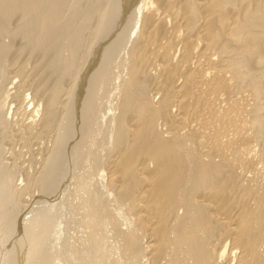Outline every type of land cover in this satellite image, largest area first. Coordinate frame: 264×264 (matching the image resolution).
I'll list each match as a JSON object with an SVG mask.
<instances>
[{"label": "bare ground", "instance_id": "6f19581e", "mask_svg": "<svg viewBox=\"0 0 264 264\" xmlns=\"http://www.w3.org/2000/svg\"><path fill=\"white\" fill-rule=\"evenodd\" d=\"M71 1L0 0V35L11 42L21 40L17 49L13 43L16 51L0 43V65L9 51L14 52L13 60L23 55V64L34 59L35 65L27 76L30 103H23L22 93L4 90L0 125L7 123L13 109L8 99L25 104L24 109L36 101L32 113L41 106L39 125L44 131L52 126L50 119L57 116L59 105L64 109L59 128L66 130L52 145L59 171L49 173L51 162L38 180L45 178L44 190L52 197L41 195L53 198L57 188L51 190L52 186L59 184L57 180L64 184L63 176H69L61 172L62 163L68 155L67 161L73 160L70 167L77 172L67 179L69 184L75 181L74 193L81 203L77 204L87 210L83 224L77 220L94 254L89 245L85 248L87 243L84 251L95 258L88 262L91 257L87 260L83 251L80 264H264V193L246 173L258 172L261 166L264 175V0ZM15 18L16 26L10 29ZM85 32L86 40L81 38ZM94 53L99 67L94 73L87 71L92 74L82 79L86 83L79 89L77 83ZM12 61L11 66L17 63ZM15 73L14 78L23 72ZM3 76L0 86L3 78L10 81ZM242 92L250 94L253 104L246 105L251 109L236 97ZM76 106L82 111L75 125ZM254 142L259 150L251 156ZM65 149L73 151L67 155ZM65 186L67 192L70 187ZM4 189L0 188L2 245L14 217L5 208H11L17 191ZM64 199L68 198L57 201V210L56 202L51 205L48 199L52 211L62 217L56 222L51 209L40 211L48 203L37 201L41 207L29 218L33 230L15 250L19 264L61 263L63 255L57 249L67 238L61 239L64 225L59 224L63 211L72 208H65ZM80 209L75 216L82 214ZM69 220L71 224L74 219ZM69 250L62 259L70 263L71 256H78ZM10 254H0V264H11Z\"/></svg>", "mask_w": 264, "mask_h": 264}, {"label": "rangeland", "instance_id": "374dc122", "mask_svg": "<svg viewBox=\"0 0 264 264\" xmlns=\"http://www.w3.org/2000/svg\"><path fill=\"white\" fill-rule=\"evenodd\" d=\"M71 3H72V1L70 2V0H69V3L68 4H70L71 5ZM140 1H139V3H138V5H140ZM70 5H68V6H70ZM67 14H68V12H67ZM15 20H17L16 18L15 19H13V23H12V21H11V23H10V25L9 26H11L10 27V29H12V28H14V26H16V25H14L15 24ZM15 21V22H14ZM83 34H85L84 36H82L81 35V38H85V40L86 39H88L89 37H88V35L86 34V32L85 33H83ZM1 35L2 36H4L5 37V40H4V37H1ZM0 35V40H1V38H3L2 40L5 42V43H3V41L1 40V45H3V46H6L5 44H8L6 47H8V48H13L15 45V49H17V47L19 48V46H20V39H14L15 41H13V42H11L12 40L10 39V38H8V37H6L7 35H4V34H1ZM8 38V39H7ZM10 40V41H9ZM19 42H18V41ZM112 41V40H111ZM7 42H9V43H7ZM17 42H18V44H17ZM90 42V41H89ZM3 43V44H2ZM13 43H15V45H13ZM9 44H12L11 46L9 45ZM110 44H111V42H110ZM14 49V48H13ZM13 49H11V50H13ZM14 49V50H15ZM82 50L83 51H85V48H82ZM80 51L79 52V55H78V53H77V57H76V61H77V59H78V57H79V59H78V62L80 63V61H81V58L83 57V55H84V53H83V51ZM16 51V50H15ZM12 51H9L8 52V54H7V56H6V58L8 57V55H9V57L6 59L5 58V61H4V66L1 64L0 65V69L3 71V73L1 74V75H4V76H6L7 75V77H5V78H10V81L12 80V79H16V80H12V82H10L8 79H4L3 78V82H2V84H1V86L3 85V87L1 88V86H0V102H1V99L2 98H4V90H6L5 92H9L8 94H10V93H13V92H15L16 91V93H22V95H20V99L22 98V100L23 99H25V100H23L24 102L23 103H25V101H29V99L31 98L30 96L31 95H29L30 94V92L28 91V89H27V86H28V83H27V76L30 78V76H32V74H33V72H31L32 71V67H34L35 65L33 64L34 63V59H31L30 61H28V63H27V66H26V63L25 64H23V55H21V58H22V60L19 58H17V60H13V58L11 57V55L12 54H14V52L13 53H11ZM81 55H82V57H81ZM94 55V56H93ZM92 56H93V58H89V62H88V64H87V66L85 67L86 68V70H85V68H84V70H83V73H82V76H81V79L78 81V83H77V86L79 85V89H80V86H82L81 84H84V83H86V82H84L82 79L84 78V80L86 79V77H88V79L87 80H89V76L92 74V73H94L95 71H96V69L99 67V66H97L96 64H98V57H97V54L96 53H94ZM13 56V55H12ZM91 56V57H92ZM97 59H96V58ZM11 59V61L13 60V61H17V63L16 62H14L13 64H12V66L10 65L11 64V62H8L9 60ZM96 59V60H95ZM7 60V61H6ZM22 62H21V61ZM12 61V62H13ZM18 61H20V63L18 62ZM90 61H92V62H90ZM95 61V62H94ZM7 63V64H6ZM22 63V64H21ZM32 63V64H31ZM89 63H90V66H89ZM93 63H95V65L93 64ZM91 64H92V66H91ZM20 65V66H19ZM32 65V66H31ZM4 68H3V67ZM11 66V67H10ZM23 66V67H22ZM96 67L95 69H92V68H94V67ZM2 67V68H1ZM12 67H14V69L12 68ZM19 67V68H18ZM26 67V68H25ZM88 67V68H87ZM11 68V69H10ZM17 68V69H16ZM21 68H23V69H21ZM90 68H91V70H90ZM4 69V70H3ZM19 69H21V73H20V70ZM7 70V71H6ZM17 70H19V71H17ZM92 70H94V72H92ZM15 71L16 72H19V74H21V76H16V75H14L16 78H14L13 77V74H16L15 73ZM29 73H27V72ZM87 71H91L92 73L90 74V72H88L87 73ZM0 73H1V71H0ZM6 75H5V74ZM25 74V75H24ZM1 75H0V77H1ZM30 75V76H29ZM84 75V76H83ZM88 75V76H87ZM3 76V77H4ZM12 76V77H11ZM23 77V78H22ZM26 79H25V78ZM2 78V77H1ZM0 78V79H1ZM21 79V80H20ZM24 79H25V81H24ZM5 80H6V83H5V85H4V82H5ZM9 82H8V81ZM19 82H18V81ZM23 80V81H22ZM8 82V83H7ZM10 83V84H9ZM12 83V84H11ZM23 83V84H22ZM22 84V85H21ZM25 84V85H24ZM48 84H50L49 82L47 83V87H49L50 85H48ZM67 85V83L65 84V85H63V88L65 87H67L66 86ZM5 86V87H4ZM24 86H26V87H24ZM76 86V87H77ZM84 86V85H83ZM13 87V88H12ZM21 87H24V88H21ZM10 89L9 91H7L8 89ZM13 90H12V89ZM27 89V91H26V89ZM29 88V87H28ZM64 88V89H65ZM63 89V90H64ZM79 89L74 93L75 95H76V97H75V99L77 98V96H79L80 95V93H79V95H77L76 93H78V91H79ZM245 89H247V87L245 88ZM24 90V91H23ZM49 90V89H48ZM1 91H2V93H1ZM23 91V92H22ZM27 92V93H26ZM29 93V94H28ZM243 93V92H242ZM239 93L240 95H236V97H238L239 99L241 98L242 100H243V103H244V105L245 106H247V107H245L247 110L248 109H251L249 106L251 105V103H252V100H251V97L249 98L248 97V95L250 96V94H248L247 92H246V94H247V96H245L246 94L245 93ZM3 94V95H2ZM27 94V95H26ZM12 95V94H11ZM26 96V98H25V96ZM63 96H65L66 97V95H64V93L62 94V100L65 98V97H63ZM73 97H74V95H73ZM79 98V97H78ZM78 98L76 99V100H74V98H73V103H75L76 105H77V101H78ZM240 99V100H241ZM246 99V100H245ZM247 100H249V101H247ZM245 101V102H244ZM7 102L8 103H11L12 104V108L13 109H11V113H9L10 115H8V117H7V123H5V124H2V125H0V159H2V160H0L1 162H0V167H1V165H3V167H1V169H0V188H2V189H4L5 187L7 188H5L4 190H9L10 192H12V191H14V190H17L15 193H14V196H13V198H12V202H11V204L9 203V207L11 206V208L10 209H12L11 211H10V209L8 208V206L6 205V210L8 209L9 211H7V212H9V214H11V212H13L11 215L12 216H14V217H12V220H10V235L8 236V238L5 240L6 242L4 243V245H2V240H3V236H4V234L2 235V233H0V238L2 239V240H0V242H1V244H0V246L2 245V246H5V247H3V248H1L0 247V254H4L5 252H7V253H12V254H10V258H9V263H11V264H16V262H18L19 260H17V256H18V254H16L17 253V251L15 252V250L18 248V250H19V248L21 247L20 245V243H22L24 240H26V236L28 235V233H30L32 230H33V227L31 226V223H30V219L29 218H31L32 217V215L34 214V213H36L37 211H38V207H39V205H37V204H39L38 202L39 201H43L44 202V204L43 205H45V203L47 202L49 205H50V203L48 202V199L50 200V202H51V199H53V198H55L56 197V199H57V201L60 199V197H62V195L61 194H63V192L62 191H60V189L61 190H64V193L65 194H63V196L64 197H62V198H68V199H64L63 201H62V204L64 203V205L65 204H67V206L65 205V208L66 207H72L70 210L69 209H66V210H64L63 212H64V214H63V222L61 221L60 222V224H59V222H58V224L60 225V226H62V225H64V227L62 226V229L64 230V231H62V229H60L61 230V232L63 233V235H62V233H61V239L63 240L64 238H67V240L65 241V240H63V242H65V243H63L62 242V240H61V246H60V248H58L57 250L59 251V249H60V252L61 253H59L58 252V254H62L63 255V257H64V254H65V251L64 250H67L68 251V249H71V250H73V252H74V254H71V253H73V252H69V254H71V255H76V256H78V257H76L75 258V260H74V258H73V256H71V258H73V260L70 258V263L69 262H67V260L65 261V260H63L59 255H58V258L60 259L61 258V263H59V264H76V263H81V255H83V251H84V247H85V243H87L86 244V247L85 248H88L89 246H90V243L88 244V241L87 242H85L86 240H88L87 238H86V236H87V231H86V229H85V231H84V229H82L83 227H80V226H82V224H83V221H84V219H85V217H83V215H84V211H85V213H86V211L87 210H84V208L82 209L81 208V206H78V204L80 203L78 200H77V196H76V193H74L75 192V190H76V183H75V181L72 179V181H71V179H70V181H71V183L69 184V179H67L68 177H70V178H72V176L71 175H73V173H76L77 171H76V168L74 167V166H71L70 167V162H72L73 160H71V161H67V159L69 158L68 156V154H70L73 150H71V152L70 151H68V150H66L65 149V153L67 154L68 152V156L66 157V160H65V162L64 163H62V165H63V167H64V165H65V167H69L70 169H71V171L69 170V168H68V171H69V173H68V171L65 169H63L62 170V168H61V172L63 171L64 173H66L67 175H69V176H67V177H64L63 175H65V174H60V176L62 177L63 176V180H64V178H65V180L64 181H67V182H64V181H62V179H60V178H58V179H60L64 184H61L60 183V181L59 180H57L58 182H55V183H59L60 185H62V186H60L59 187V184H55L54 186H56V187H53L52 186V188H51V190H53V188L55 189V188H57L56 190H53V191H55V193H57L56 194V196H54V194H53V198H51L52 196H51V191H50V193L49 192H46L44 189H45V187H46V185H44L42 182L44 181L43 179H45V178H43V177H41V179L43 180H38L40 177H39V175H41V176H43V174H44V176L48 173L46 170H48L49 171V169L48 168H50V163L52 162V167L54 168H50L51 170L49 171V173L51 172V171H53L54 173L58 170L59 171V168H56L55 169V162H57V161H53V159H55V153L53 152V151H55L54 149H56V144H55V142H56V138L58 137V135H59V133L61 134V133H64L65 132V127H63L62 129L61 128H59L60 127V119L62 120V117H63V115H64V113H63V111L62 110H64L63 108H62V110H61V106L59 105V109H57V107H56V109L58 110V112H57V110H56V114H57V116H55V118H54V116L52 117V119H50V121H51V125L52 126H48V129L47 128H45V130L46 131H44L43 129H42V127L39 125L40 123V120H41V116H42V109H41V106L40 107H38V112H35L36 113V115L34 116V114L35 113H32V110H34L33 108H32V106H34L35 104L34 103H36V101L32 104V105H30V104H28V109L27 108H25L24 109V107L23 106H25V104L23 105V104H18L17 105V103H15L14 104V102H10L9 101V99L7 100ZM77 102V103H76ZM250 102V103H249ZM28 103H30V102H28ZM10 104V105H11ZM246 104H249V106L248 105H246ZM253 104V103H252ZM21 106V107H20ZM35 107V106H34ZM22 108V109H21ZM76 108H77V110H74L75 112H76V119L77 120H75V125L77 124L76 123V121L78 122V120L80 119L81 120V118H79L78 119V117L79 116H81V114H80V112L82 111V108L80 107V109L81 110H79V107L78 106H76ZM17 109V110H16ZM28 110V111H27ZM60 110V111H59ZM79 110V111H78ZM42 111V112H41ZM18 112V113H17ZM31 112V114H29ZM74 112V113H75ZM79 112V113H78ZM59 113V114H58ZM14 114V115H13ZM16 114V115H15ZM55 114V115H56ZM78 114H79V116H78ZM61 115V116H60ZM20 116V117H19ZM40 117V118H39ZM57 117V118H56ZM35 118V119H34ZM60 118V119H59ZM55 119V120H54ZM58 119V120H57ZM63 119H65L64 117H63ZM32 120V121H31ZM80 120H79V122H80ZM33 123V124H31V127H30V129L29 130H26L25 128H24V132L26 131V132H28V133H32L31 135L30 134H27L26 132L24 133V132H22L23 131V128L22 127H24V126H26V124L27 123ZM20 123V124H19ZM58 123H59V125H58ZM23 124V125H22ZM54 126V127H53ZM105 126V125H104ZM104 126L102 125L101 127L104 129ZM53 127V128H52ZM21 128V129H20ZM32 128V129H31ZM61 129V130H60ZM77 129V128H76ZM20 130V131H19ZM22 130V131H21ZM33 130V131H32ZM43 130V131H42ZM49 130V131H48ZM63 130V131H62ZM78 130V129H77ZM16 131V132H15ZM30 131V132H29ZM22 132V133H21ZM75 132H76V130H75ZM47 133V134H46ZM55 134V135H54ZM58 134V135H57ZM18 135V136H17ZM25 135V136H24ZM57 135V136H56ZM3 136V137H2ZM75 136V137H74ZM77 136H78V132H77V134H75L74 133V135H72V137H71V139L73 140V142L71 141L69 144L72 146H68V149L70 150V149H73V147H74V144H71V143H74V140H75V138L77 139ZM21 137H22V139H21ZM44 137V138H43ZM55 139V140H53V139ZM40 140V141H39ZM42 143V144H41ZM75 143H76V141H75ZM255 143V142H254ZM256 143H258V142H256ZM256 143L254 144V145H251L252 146V148L254 149V151H252L253 149L251 148V151L253 152V153H250V155L251 156H254V154H257V151L259 150L258 148H257V146L258 145H256ZM261 144H263L262 143V140L259 142V145L260 146H262ZM52 145H55L54 147H52ZM34 146V147H33ZM46 146H48V147H46ZM254 146V147H253ZM25 147V148H24ZM70 147V148H69ZM52 150H51V149ZM261 148V147H260ZM44 149V150H43ZM64 149V148H63ZM258 149V150H257ZM62 151H64V150H62ZM53 152V153H52ZM53 155H52V154ZM44 154V155H43ZM51 155V156H50ZM2 156V157H1ZM52 156H54V158H50V157H52ZM47 157L49 158V159H51V160H49V161H47L46 162V159H47ZM42 158V159H41ZM53 162H54V164H53ZM60 162H63V161H59V163ZM67 162V163H66ZM58 163V162H57ZM67 165H66V164ZM5 164V165H4ZM43 164H45V165H43ZM49 166V167H47V169H44L47 165ZM61 164V163H60ZM60 164H58V166L60 165ZM72 164V163H71ZM62 165H60V166H62ZM58 166H56V167H58ZM5 167V168H4ZM64 167V168H65ZM72 167H74L73 169H75L74 171H72ZM258 167V166H257ZM257 167H256V169H257ZM261 166H259V168H258V170H260V171H258V172H256V171H254L253 173H248V172H246L247 174H248V176H250V175H252V177H248L247 176V174L245 173V172H242V173H245V175H246V177H248V178H251V181H252V183L253 184H257L256 186H260L261 188H262V191H263V193H264V175H263V173H262V168H260ZM23 168V169H22ZM37 169V170H36ZM43 169V170H42ZM53 169V170H52ZM2 170V171H1ZM55 170V171H54ZM241 171H243V169H240ZM11 171H13V172H11ZM41 171L42 172H44L43 174H40L41 173ZM66 171V172H65ZM46 172V173H45ZM62 172V173H63ZM73 172V173H72ZM261 172V174H258V173H260ZM10 173V174H9ZM71 173V174H70ZM75 175V174H74ZM257 176V177H256ZM258 177H260V179L258 178ZM6 178V179H5ZM9 178H11V179H9ZM13 178V179H12ZM8 179V180H7ZM259 179V180H258ZM262 179V180H261ZM9 180H10V183H9ZM13 180V181H12ZM250 180V179H249ZM6 181V182H5ZM261 181H263V182H261ZM260 182L261 183H263V184H260ZM8 183V184H7ZM37 183V184H36ZM40 183V184H39ZM42 183V184H41ZM65 183H68L66 186H65ZM9 184H11V185H9ZM45 184H46V182H45ZM36 185V186H35ZM41 185L43 186V188H40L41 187ZM19 186H20V188H19ZM64 186L65 187H70V188H67L68 190H67V192H65L66 191V189L64 188ZM12 187H13V189H12ZM59 188V189H58ZM260 188V189H261ZM11 189V190H10ZM27 189V190H26ZM44 191H43V190ZM48 190V189H47ZM59 190V191H58ZM37 192H38V194H37ZM41 192L43 193V192H46V195H49L50 194V196H49V198H46L47 196L45 195V194H43V195H45V196H43V195H41ZM61 192V193H60ZM69 192H70V194H69ZM48 193V194H47ZM52 193H54V192H52ZM59 193V194H58ZM68 193V194H67ZM60 197H59V196ZM40 196H42V197H44V198H42V197H40ZM57 196L59 197V198H57ZM68 196V197H67ZM69 196H70V198H69ZM72 196V197H71ZM41 199V200H38V199ZM62 198L59 200V201H61L62 200ZM46 199V200H45ZM45 200V201H44ZM53 200H55V199H53ZM52 200V202H56L55 204L54 203H52L51 205H53L54 204V207L56 206H58V204H60V202H57L56 200L55 201H53ZM38 201V202H37ZM78 201V202H77ZM73 202H76L75 204L73 203ZM46 203V204H47ZM78 203V204H77ZM21 204V205H20ZM46 205L45 207H41V202H40V207L41 208H43V209H41L40 207V211L41 210H50L51 209V211H52V208H53V210L55 211V209H56V207H55V209H54V207H52L51 205V207H49V205ZM72 204H74L75 206L73 207V205ZM81 204V203H80ZM79 204V205H80ZM42 205V206H43ZM63 205V206H64ZM69 205V206H68ZM80 207L79 209H80V211L81 210H83V212H82V216L80 215V213L81 212H78L79 214H77V216H75V214L77 213V210L79 211V209H78V207ZM16 207V208H15ZM45 208V209H44ZM77 208V209H76ZM15 209V210H14ZM17 209V210H16ZM37 209V210H36ZM57 210V209H56ZM68 210V211H67ZM74 210H76V211H74ZM16 211V212H15ZM54 211H52V212H50V213H52L53 214V216H52V214H51V216H52V218H54L53 220H52V222L53 221H55L56 220V218H57V220L56 221H59V219H61V218H59L58 216H57V214H58V211H56L55 213H54ZM74 213V214H72L71 215V213ZM70 215H71V218H73L74 220H77L78 218H79V221H81L82 222V224H81V222H79L78 220L77 221H75L74 222V220H73V222L75 223L74 225H72V223L70 224V220L69 219H71L70 218ZM73 215L75 216V217H73ZM79 215V216H78ZM55 216V217H54ZM57 216V217H56ZM69 216V217H68ZM1 217V216H0ZM77 217V218H76ZM83 217V219H81ZM69 218V219H68ZM76 218V219H75ZM1 219V218H0ZM81 219V220H80ZM55 221V222H56ZM77 222H78V224H77ZM61 223H62V225H61ZM79 223H80V225H79ZM2 223L0 222V230L1 231H3L4 230V225H1ZM57 224V225H58ZM72 225V226H71ZM77 225V226H76ZM78 228H76V227ZM69 227V228H68ZM73 228V229H72ZM3 229V230H2ZM69 229H72V230H69ZM76 229V230H75ZM67 230V231H66ZM81 230H83V232H84V234H83V232L81 231ZM79 231H80V233L82 232V234L80 235V233H79ZM64 232L66 233V237H65V235H64ZM74 232V233H73ZM69 233V234H68ZM85 233H86V236H85ZM83 236L82 238L81 237H79V236ZM63 236H64V238H63ZM73 238H72V237ZM85 236V237H84ZM68 237H70L69 239H68ZM76 237V238H75ZM81 238V239H80ZM86 240H85V239ZM79 239V240H78ZM19 240H20V242H19ZM78 240V241H77ZM82 242V243H80V242ZM77 242V243H76ZM18 243H19V245H18ZM24 243V242H23ZM68 243V244H67ZM73 243H75V244H73ZM84 243V244H83ZM62 244H63V246H62ZM69 246V247H67V245ZM77 244V245H76ZM78 244H80V245H78ZM18 245V246H17ZM65 245V246H64ZM82 245H84L83 247H82ZM87 245H89L88 247H87ZM20 246V247H19ZM78 246V247H77ZM63 247V248H62ZM75 247V248H74ZM77 247V248H76ZM91 247V246H90ZM90 247L88 248V249H90ZM14 249V252L15 253H13V249ZM67 248V249H66ZM80 248V249H79ZM83 248V249H82ZM5 251H4V250ZM61 249H64V250H62L61 251ZM75 249V250H74ZM82 249V250H81ZM88 249H85L86 251H84V254H88L89 255V253L92 255V251H93V248L91 247V249H90V251L91 252H89L88 251ZM71 250H69V251H71ZM77 251H82V253L80 252V254L79 253H77ZM3 252V253H2ZM63 252H64V254H63ZM87 252H89V253H87ZM76 253V254H75ZM55 254L57 255V253L55 252ZM68 254V252H67V255H69ZM79 254V255H78ZM93 254H94V251H93ZM2 255H1V257H2ZM87 255V260H88V258L89 257H91V258H89L90 260H88V262L90 261L91 263H92V261L94 262L95 261V258H94V255H93V257L92 256H88ZM7 256V255H6ZM78 258V259H77ZM93 258H94V260H93ZM76 259H77V261H76ZM80 262H79V261ZM92 260V261H91ZM74 263H73V262ZM62 262H65V263H62ZM72 262V263H71ZM17 264H19V262L17 263Z\"/></svg>", "mask_w": 264, "mask_h": 264}]
</instances>
